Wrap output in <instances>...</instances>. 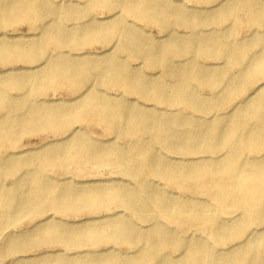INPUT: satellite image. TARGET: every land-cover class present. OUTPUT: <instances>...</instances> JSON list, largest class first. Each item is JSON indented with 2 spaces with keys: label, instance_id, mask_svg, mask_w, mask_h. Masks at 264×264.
<instances>
[{
  "label": "bare ground",
  "instance_id": "obj_1",
  "mask_svg": "<svg viewBox=\"0 0 264 264\" xmlns=\"http://www.w3.org/2000/svg\"><path fill=\"white\" fill-rule=\"evenodd\" d=\"M83 1V4L78 2L67 7V4L48 5L44 0H0V22L5 24L19 19L30 21L43 18L47 14L57 18L56 22L49 23L42 31L39 40L30 44L19 42L8 45L0 42V64L5 65L13 60L31 62L43 58L47 44L55 45V58L44 61L45 66L38 72L39 82L34 87L27 86V81L34 73L23 78L12 75L2 78L0 109L7 110L8 116L0 119V147L9 145L25 132H58L71 128L62 142L46 147L31 158L15 162H7V158L1 159L0 171L17 169L26 164L38 167V170L26 174L25 182L30 185L25 191L11 198L6 197L10 190H3L7 195L0 197V208L7 214V221L14 220L13 212L27 214L30 218L41 215L44 211L41 212V206L46 199L49 200V209L60 213L78 209L90 211L118 202L140 218L154 207L158 212L152 214L153 217L162 216L184 227L197 224L200 229H208L219 244H226L236 238V233L246 237L247 229L253 223H264V90L260 91L261 87L256 89L251 94L254 102L237 109L235 116L205 117V114L216 107L228 106L233 96H238L232 90L236 82L245 89L251 85L253 79L264 75V34L255 36L250 42L236 43L222 33L202 34L196 27L200 24H216L217 20L214 19L219 16L225 20L232 19L238 25L237 16L241 10L250 27L263 28L264 31V0H260L263 2L260 4L258 0H236L230 6L224 4L226 0H219L220 9L213 15L189 12L182 9L176 1L170 0ZM191 1L209 3L213 0ZM98 6H105L110 10L121 8L126 17L153 21L163 31L169 28L166 31L167 41L161 44L134 33L125 19L116 20V16L102 23L93 21V10ZM68 12L76 16L86 15L88 22L65 28L61 18ZM171 23L193 28L192 35L185 39L171 38ZM51 24L53 25L50 26ZM131 24L135 26L133 21ZM115 39L119 42L121 39L119 49L128 55L125 61H120L117 55H109L93 62L82 59L68 61L61 56L67 52L64 49L69 48L70 44L82 48L90 42L111 45L110 49L113 51L118 46L111 41ZM254 47L260 51L249 61L250 56L246 50ZM187 53H193L194 59L187 64H179L177 79L172 85L175 93L170 94L163 75L172 69L176 55ZM135 57L141 58L148 67L163 70L155 78L145 79L142 72L130 65V60ZM208 57L220 59L224 67L218 72L206 73L196 60ZM234 68H239L236 76L231 72ZM11 71V68H7L3 72ZM93 76L98 85L121 87L146 100L172 106V115H154L134 105L124 106L120 100L110 98L106 91L94 88V85L89 86L88 81ZM196 82L211 89L222 83L226 87L224 93L217 96V102L212 104L195 92ZM51 87L76 91L73 98L75 103L56 107V104L45 99L28 102L31 92L43 94ZM11 90L17 93L25 91L20 97H28L23 113H19V105L9 93ZM251 95L244 94L241 97L247 100ZM183 108L203 114L200 115L203 117L201 124L192 127V121L180 111ZM83 120L103 125L106 131L115 132L126 143L120 146L108 140L99 141L100 144L86 135L74 139L80 131L72 126ZM171 124L182 127L171 128ZM144 133L149 134L148 140L141 138ZM156 144H161V148L167 152L180 155H204L198 161H172L163 157L157 159V154L154 153ZM218 150H224V153L215 155ZM250 151L262 152L263 156L247 160L244 156ZM67 162L78 165L84 162L106 165L135 180L137 185L110 184L103 188L88 186L82 189L54 184L44 177L43 167L64 166ZM149 174L170 186H186L196 195L212 198L213 207L196 199L171 200L164 192L148 183L145 177ZM232 212H239V215L228 224L221 213ZM50 222L33 233L36 241L64 240L89 244L111 237L124 245L134 247L135 250L123 256L108 254L98 259L90 257L85 263L79 259L68 262V259L60 257L51 263L40 261L39 264H150L152 259L157 264H184V259L178 263L166 261L162 251L165 245H170L174 251H185L188 258L204 260L206 264H264V244L257 247L250 239L252 237L244 244L232 246L228 252L224 247L213 250L199 240L189 244L188 239L173 234L165 227V222L157 220H153L149 228L142 232L128 221L116 217L110 218L103 225L92 224L73 230L59 227L55 221ZM137 245L141 246L136 251Z\"/></svg>",
  "mask_w": 264,
  "mask_h": 264
},
{
  "label": "rangeland",
  "instance_id": "obj_2",
  "mask_svg": "<svg viewBox=\"0 0 264 264\" xmlns=\"http://www.w3.org/2000/svg\"><path fill=\"white\" fill-rule=\"evenodd\" d=\"M5 2L12 0H3ZM48 5L55 6H66L72 7L78 2L81 4L84 3L83 0H44ZM176 1L182 9L189 12L202 13L206 15L215 14L219 8V0H213L209 3H198L191 0H170ZM225 1V0H224ZM223 1V2H224ZM236 0H226L224 4L231 5ZM259 4L262 2L258 0ZM263 3V2H262ZM225 6V5H223ZM93 21L97 23H102L109 21L111 17L116 16V20L125 19L132 29V32L144 35L150 39L158 41L159 43H164L167 41V32L169 28L163 31L159 25L153 21L148 20H136L132 17H126L124 10L121 8H116L114 10L107 9L105 6L95 7L93 10ZM239 20V26L232 19H222L220 16L216 17L214 20H217L215 23L200 24L196 28L202 34H217L222 33L224 36L233 41V42H250L254 39L255 36L264 34L263 28H253L250 27L245 19L246 16L241 12H238L237 16ZM88 16L79 15L76 16L73 13H66L61 18V23L65 28H73L82 24L83 22H88ZM4 20V19H2ZM57 18L55 15L47 14L43 18H35L29 21L27 20H17L11 24H5L0 22V42L5 44L25 42L30 44L36 40H39L42 36V31L45 30L49 23L56 22ZM131 21L134 22L135 26L131 24ZM54 24V23H53ZM51 24L50 26H52ZM49 26V27H50ZM173 32L171 38L176 39H185L192 35L191 27H186L184 25H178L177 23H171ZM48 27V28H49ZM254 32L257 33L254 35ZM264 36V35H263ZM116 42V48H113V51L110 49L111 45H107L102 42H90L84 45L82 48H76L75 45L70 44L69 48H65L67 52L64 55H61L64 59L68 61H75L77 59L88 60L90 62L100 61L106 58L109 55H117L120 61H125L127 58V53L119 49L118 39L111 40ZM251 48L246 50L247 54L250 56L249 61H252L260 49ZM55 45L53 43H48L43 58L35 59L31 62H26L22 60H13L11 63L5 65L0 64V85L3 84L2 78L7 75L16 76L18 78H23L32 74L31 78L27 81L28 87H34L39 81L38 72L45 66V60L50 58H55L54 55ZM112 53L110 54V52ZM76 54H81L76 56ZM106 55V56H105ZM193 53L187 54H178L173 58V67L167 74L163 75V81L168 87V92L170 94L175 93L174 83L177 79L176 71L180 67L179 64H187L189 61L193 60ZM197 63L205 70L206 73H215L220 71L224 65L220 59L217 58H198ZM130 65L139 70L144 74L143 78L153 79L158 72L163 70L162 68H153L146 66L141 58L135 57L130 60ZM7 68H11L12 71L9 73L6 72ZM240 68V67H239ZM239 68H234L231 72L232 75L236 76ZM4 71V72H3ZM95 76L88 81V85H94V88H99L107 92V95L116 100H120L124 106L134 105L140 108L142 111H148L154 115H168L171 116V109L174 107L168 106L164 103L157 102L154 100H146L142 98L139 94L128 92L127 90L119 87L105 86L104 84L98 85L96 82ZM1 87V86H0ZM225 84H219L213 89L207 87L204 84L196 82L195 92L202 97L203 99H208L214 104L217 102V96L221 93H224ZM260 88L264 90V75H259L253 79L251 85L248 88H241L236 82L232 88L238 94V96H233L232 101L228 106L225 107H216L212 109L208 114H205V117L212 116H235L237 109L247 106L254 102L251 95L256 89ZM17 93L14 90H11L9 93L13 95V99L19 105V113L25 111L26 99L20 98L22 94ZM81 92V91H80ZM251 95L249 99L244 100L242 95ZM18 96V97H15ZM76 96V91H71L68 88H56L51 87L45 93L38 94L36 92H31L29 95L28 102H37L38 100H46L52 104H56V107H64L72 105L75 103L73 98ZM53 101H56L55 103ZM74 107V106H72ZM234 109V111H233ZM180 111L183 112V115L186 114L189 120L192 121V127L199 126L203 117L194 112H191L188 108H183ZM232 111V112H231ZM7 110L0 109V119L7 117ZM75 127L79 134H76L73 138L78 139L82 135L89 136L92 140H97L98 143L112 140V143L120 146H124L126 140L119 137L115 132H108L104 129V126L93 122V121H80L73 124L72 128ZM171 128L180 129L182 126L177 124H171ZM71 128L63 129L58 132L52 130H38L31 131L28 133L21 134L17 137V140L11 142L9 145L5 144L0 147V161L3 158H7V162H15L20 160H25L31 158L42 152L46 147L57 143L62 142L65 136L70 133ZM143 140L149 139V134L144 133L141 135ZM100 141V142H99ZM101 144V143H100ZM154 153L157 154V159L162 157L165 159H170L172 161H198L204 154H187L180 155L178 153H173L171 151H165L161 148V144H156L154 146ZM224 153V150H218L215 152V155H221ZM174 155H177L175 157ZM263 156L262 152L250 151L245 154L244 158L247 160L253 158H260ZM182 157V158H181ZM3 168V167H2ZM32 170H38V167L34 164L22 165L17 169L13 170H1L0 171V197L6 196L4 189H9V193L6 197H15L19 193L26 190L30 184L25 182L26 174ZM42 171L44 177L54 184H60L63 186H73L75 188H87L88 186H97L103 188L107 185L113 184L118 186H134L137 185V182L133 179L120 174L118 171L110 168L106 165H95L92 162H84L80 165L73 163H65L64 166H54L50 165L43 167ZM149 184L155 186L158 190L164 192L168 198L171 200H182V201H192L196 199L198 201L206 202L209 206L213 207L214 201L210 197H204L202 195H196L189 191L186 186H170L165 184L158 177H155L151 174L145 177ZM18 198V197H17ZM49 200L46 199L41 206V215L30 218L29 215L24 213H12L15 216L12 222L7 221L6 213L0 208V264H39L42 262L54 261L56 258H66L68 262L74 260H81L83 263L87 262L88 258L92 257L98 259L102 256L108 254L115 255H128L133 250L134 247H129L124 245L118 240H114L111 237L98 241L95 243L89 244H76L73 242H68L64 240H54L51 242L48 241H36L33 233L41 230L44 225L51 221H55L59 227L66 228L67 230L78 229L84 226H90L92 224H105L112 217L116 219H122L128 221L133 225L138 231H145L153 223V220L160 221L161 223L165 222V226L173 234L182 236L188 243L191 244L195 240L204 242L206 245L210 246L211 249L217 250L220 247H224L226 250L231 248L234 245L244 244L248 238L252 239L257 247L261 244H264V223L258 225L253 223L247 229V236H238L239 233H236V238L227 241L226 244H219L215 238L211 235L208 229H200L197 224H192L188 227L178 225L177 223L167 220L165 217L157 216L153 217L152 214H156L158 211L156 208L152 207L143 217L135 215L130 209L124 208L121 206V203L113 202L108 206L98 207L97 209L90 211L77 210L74 212H64L60 213L53 209H49ZM239 212L232 213H221L222 218L228 223H232L237 219ZM152 218L153 220H150ZM190 240V241H189ZM141 245L136 246V251L139 250ZM162 251L165 256V260L170 263H178L184 259V264H206L204 260L190 259L186 256L185 251H174L170 245H165L162 247ZM228 250V252H230ZM150 264H157L156 260L150 262Z\"/></svg>",
  "mask_w": 264,
  "mask_h": 264
}]
</instances>
